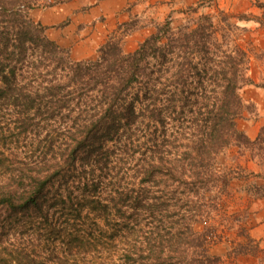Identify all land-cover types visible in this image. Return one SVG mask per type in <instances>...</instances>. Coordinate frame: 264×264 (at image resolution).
Instances as JSON below:
<instances>
[{
	"label": "trees",
	"instance_id": "16d2710c",
	"mask_svg": "<svg viewBox=\"0 0 264 264\" xmlns=\"http://www.w3.org/2000/svg\"><path fill=\"white\" fill-rule=\"evenodd\" d=\"M54 4L0 0V221L42 227L68 209L79 220L96 212L109 227L102 264H222L198 226L236 175L226 151L263 140L237 128L241 90L264 89L249 50L191 7L184 25L169 16L133 52L112 32L96 59L74 61L28 17ZM36 143L39 155L20 153Z\"/></svg>",
	"mask_w": 264,
	"mask_h": 264
},
{
	"label": "rangeland",
	"instance_id": "374dc122",
	"mask_svg": "<svg viewBox=\"0 0 264 264\" xmlns=\"http://www.w3.org/2000/svg\"><path fill=\"white\" fill-rule=\"evenodd\" d=\"M49 1L55 3L54 6H41L33 9L28 12V17L32 21L40 22L48 27L47 35L50 39L70 50L71 58L74 61H77V59L72 55V49L92 34H95V38L99 39L98 33L95 31L103 33L110 32L105 38L104 43L108 40L109 35L115 32L124 51L129 53L136 50L139 44L146 39V34L142 32L144 28H152L155 32L156 24H162L166 20L164 19L160 22L153 17L145 18L142 15L146 13V10L142 8H139L136 13H131L135 5H131L130 0H76L78 1L76 3L77 6H82L83 4L85 6L76 12L70 10L69 13L66 12L64 4L73 0ZM158 1L160 3H166L169 6L173 5L174 10L170 16L173 19L174 27L184 25L189 17L195 16L193 13H188L189 8L194 6L193 8L198 9L199 14L207 13L215 15L220 21L222 32L226 33L227 38L232 35L240 45H244L246 47L245 49L249 50L250 56L254 52L252 47L254 40L257 39L261 42V46L264 43V3H260L258 0L259 3H256V6L259 9L256 13L237 12L235 4L237 2L235 0H199L198 3H194V0ZM158 4L155 6L157 7ZM122 5H124L122 13H128V19L122 24L117 23L118 25H115L113 18L119 14ZM143 5L141 3L139 6L143 7ZM199 5H202L204 8H199ZM234 6V10H232L230 7ZM96 7L101 13L100 17L92 16V14L86 17L90 9ZM153 13H156V11L153 10ZM157 13H159V10ZM240 17L250 20H239L238 18ZM72 18H74L73 25L71 23ZM86 20L89 21L88 24H86ZM222 20L226 22L222 23ZM228 24L234 26L231 32H229ZM67 25L71 28H66ZM119 28L121 29L119 30ZM83 29L91 30V32L88 35L82 34L80 32ZM83 46L84 48L79 47L77 49V58L86 57L88 48L84 44ZM98 49L93 54L92 59L84 60L96 59ZM260 57H262V54H260ZM248 108L250 111L253 109L252 106H248ZM42 146L41 151L43 149ZM18 147L20 153H24L23 156H36L40 154L38 143L31 144L28 148H23V144H20ZM249 149L252 150V157L260 162L264 169V136L258 145L250 147ZM222 161H224L225 167L223 169L234 172L230 168V164L225 163L227 161L225 158ZM0 179H2L1 174ZM234 203L237 204L232 190H229V193L223 198L219 209L212 213V218L209 220V223L198 226L199 231H204L203 227H205V231L210 234L209 252L214 246L224 245L228 249V252L224 259H222V264H229L235 256L252 255V253L259 255L261 257L260 259L264 261V253L258 251L259 246L252 241L248 234V225L246 223V219L248 218L247 212L240 211ZM97 215L95 212L90 217L79 220L75 219L73 212L68 209L56 215L48 224H44L42 227L37 223L34 225L35 220L31 218L25 219V222L21 221V219L14 221L1 220L0 225L4 223V228L0 230V264H19V261L22 264H26L29 260L33 261L32 264H46L47 262L48 264H60L59 257H68V264L105 263V259L111 251L107 239L109 227L103 218L100 219ZM96 224L100 226L104 225L105 232L101 233ZM72 235H82V241L76 240ZM96 235L106 236L101 237L102 239L100 241ZM98 242L100 243L98 244ZM40 255L44 256L45 260L41 259ZM49 257L55 260L47 261Z\"/></svg>",
	"mask_w": 264,
	"mask_h": 264
},
{
	"label": "crops",
	"instance_id": "0c3cea01",
	"mask_svg": "<svg viewBox=\"0 0 264 264\" xmlns=\"http://www.w3.org/2000/svg\"><path fill=\"white\" fill-rule=\"evenodd\" d=\"M258 1L260 3H264V0ZM77 2L78 1L73 0L64 4L67 8L66 9L64 7L66 12L69 13L70 10H72V12H76L85 6L84 4L82 6H77ZM198 2L199 0H194V3ZM235 2H237L235 3L237 12L256 13L259 9L256 6L255 0H235ZM130 3L135 6L137 4L141 5V3L144 4L143 7H140L139 5H137V7L134 6L131 13H136L139 8H142L143 10H146V13L142 16L145 18L153 17L156 20L158 19L160 22L167 19L174 10L173 5L169 6L163 2L160 3L158 0H130ZM157 4L158 6L156 7L155 5ZM123 6L124 5L120 7L119 14L113 18L115 25H118L117 23L122 24L128 19L129 14L122 13L124 8ZM216 8L218 9V7ZM230 8L234 10L235 6ZM153 10L156 11V13H153ZM158 10L159 13H157ZM91 14L92 16L100 17L101 13L96 7L91 8L86 17H89ZM73 19L74 18L71 19L72 25L74 24ZM88 23L89 21L86 20V24ZM66 28L71 27L67 25ZM90 32L91 30L88 31V29H83L80 33L88 35ZM95 32L98 33L99 39L95 38V34L91 33V36H87L86 40L80 42L72 49V55L77 59V61L92 59L93 54L100 45L104 44L106 40L105 38L110 33ZM142 32L146 34V38L154 33L153 29L149 27L144 28ZM253 42L254 44L252 47L254 52H252V56H250L251 61L249 75L255 83L264 84V43L261 46V42L257 39ZM83 44L86 48H88V53L84 58H77V49L79 47L84 48ZM241 46L246 48L244 45ZM260 54H262V57H260ZM240 94L245 105L247 107L252 106L253 109L252 111H250L249 108L245 109L243 116L237 120V128L240 132L244 133L250 141L255 142L260 137L262 130H264V89L252 85L246 86L241 90ZM224 158L227 160L225 163L230 164V168H232L234 173H236L230 184V190H232L235 201L237 202V204L234 203V205L240 209V211L247 212L248 218L246 219V223L248 225V234L252 241L259 246L258 251L264 253V169L261 163L252 157V150L249 148L232 146L226 151ZM210 252L213 256L224 259L228 249L224 245H218L212 247ZM260 258L261 257L259 255L254 253H252V255H238L235 256L229 264H264V261Z\"/></svg>",
	"mask_w": 264,
	"mask_h": 264
}]
</instances>
